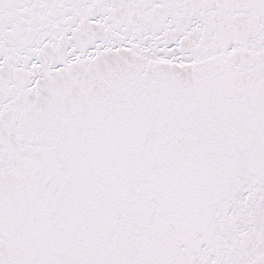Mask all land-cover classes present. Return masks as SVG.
I'll list each match as a JSON object with an SVG mask.
<instances>
[{"label": "snow or ice", "instance_id": "snow-or-ice-1", "mask_svg": "<svg viewBox=\"0 0 264 264\" xmlns=\"http://www.w3.org/2000/svg\"><path fill=\"white\" fill-rule=\"evenodd\" d=\"M0 264H264V0H0Z\"/></svg>", "mask_w": 264, "mask_h": 264}]
</instances>
